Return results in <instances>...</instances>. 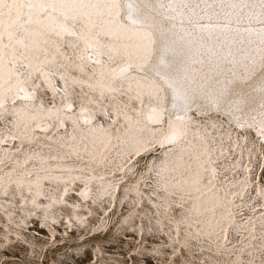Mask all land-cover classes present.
I'll return each mask as SVG.
<instances>
[{
  "label": "snow or ice",
  "instance_id": "1",
  "mask_svg": "<svg viewBox=\"0 0 264 264\" xmlns=\"http://www.w3.org/2000/svg\"><path fill=\"white\" fill-rule=\"evenodd\" d=\"M36 217L48 245L119 237L89 264H264V0H0L18 264L46 259Z\"/></svg>",
  "mask_w": 264,
  "mask_h": 264
},
{
  "label": "rangeland",
  "instance_id": "2",
  "mask_svg": "<svg viewBox=\"0 0 264 264\" xmlns=\"http://www.w3.org/2000/svg\"><path fill=\"white\" fill-rule=\"evenodd\" d=\"M73 199L77 200L75 197H73ZM80 214L86 215V212L81 210ZM2 223L3 221L0 219V224ZM53 227L57 233L55 244L48 245L43 241V238L48 236V231L46 228L41 229L39 227V218L36 217L29 221L28 232L38 234L35 242L38 247H42L43 253L46 257L42 264H89V261L93 259L92 246L96 243L105 249L104 259L113 258V252L118 249V245L114 241L119 239V237H114L112 231L97 234L95 237H89L87 241H79L76 239L77 230L72 229L68 231V236L64 237V242L61 243V237L66 229L63 223H59ZM80 235H83L82 231L80 232ZM110 239L113 242H110ZM11 247L16 249V251L0 249V261L7 260L9 264H18V262L24 258V251H28L29 249H27L26 245L14 244ZM78 248L80 249L79 253L77 252ZM120 258L123 257L120 256Z\"/></svg>",
  "mask_w": 264,
  "mask_h": 264
}]
</instances>
